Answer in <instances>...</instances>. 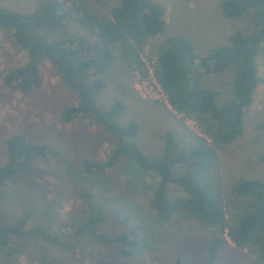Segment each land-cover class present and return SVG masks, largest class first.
Returning a JSON list of instances; mask_svg holds the SVG:
<instances>
[{"label": "rangeland", "instance_id": "obj_1", "mask_svg": "<svg viewBox=\"0 0 264 264\" xmlns=\"http://www.w3.org/2000/svg\"><path fill=\"white\" fill-rule=\"evenodd\" d=\"M42 0H0V7L33 13ZM109 9L119 0H107ZM166 8L167 27L144 48L143 56L157 60L161 46L171 36L189 38L196 52L229 45L236 31H247L253 14L243 19L227 18L224 0H153ZM52 39L86 37L92 39L74 19L54 32H43ZM112 68L99 76L106 88L98 98L105 109L117 102L126 106L123 124L137 123L136 141L152 158H159L169 133L176 136L178 153L195 147L203 129L193 119L177 114L164 101L143 95V75L124 57L121 46L115 49ZM28 61L27 52L0 33V166L6 161L7 141L26 135L39 144L58 150L60 157L36 161L32 171L19 173L0 190V214L5 224L28 217L27 228L42 225L69 241L74 247H61L41 240L24 241V253L14 264H205L208 247L217 231L205 224L187 221L179 215L161 220L152 206L158 183L155 173L145 174L127 159L104 176L88 173L86 160L105 161L117 142L101 125L91 119L63 120L66 108L78 106L79 98L62 80L57 66L45 59L41 66L43 83L29 94L10 88L5 78L14 68ZM259 85L254 101L245 114V132L232 145L218 149L208 179L221 198L230 224L250 210L251 200L239 197L234 186L242 179L264 180V45L257 56ZM234 70L204 78L205 87L216 92L220 104L232 98ZM98 77H93L92 80ZM177 171H181L178 169ZM195 171H197L195 169ZM201 177V176H200ZM202 178V177H201ZM113 220L101 225L103 231L118 236L131 228L146 226V243L134 256L123 258L115 245H106L85 235L75 239L76 230L89 218L87 199ZM126 224L120 223L126 221ZM5 259L0 252V264ZM216 264H256L249 249L227 247Z\"/></svg>", "mask_w": 264, "mask_h": 264}, {"label": "trees", "instance_id": "obj_2", "mask_svg": "<svg viewBox=\"0 0 264 264\" xmlns=\"http://www.w3.org/2000/svg\"><path fill=\"white\" fill-rule=\"evenodd\" d=\"M119 3L109 9L107 0H42L29 14L0 7V33L15 41L28 56L25 64L6 76V84L24 94L31 93L43 83V61L52 60L67 88L80 100L78 106L63 111L64 122L91 119L117 142L105 161L84 162L88 173L104 176L122 159L136 163L145 174L155 173L158 177L152 206L161 220L169 221L179 215L217 229L205 264H216L231 245L249 249L256 264H264V180L242 179L235 184L236 194L249 198L251 206L236 223L230 224L225 206L207 178L218 149L232 145L245 132V114L259 85L257 56L264 45V0H224L222 8L227 18L243 19L253 14L252 22L247 31L233 33L229 45L215 48L207 55L198 54L193 41L181 36H171L161 46L156 73L168 102L177 114L199 123L204 136L190 151L179 154L176 136L169 133L159 158L147 155L136 141L137 123H122L126 110L123 103L105 109L98 105V98L106 88L99 76L115 64V49L121 46L124 57L145 76L141 60L144 48L167 27L166 8L153 0H119ZM71 18L92 39H52L42 34L60 30ZM229 70L235 72L232 98L220 104L216 92L205 87L204 78ZM93 77L98 78L92 80ZM261 127L264 128V123ZM6 145L8 155L0 166V190L17 174L32 171L37 160L61 155L52 146L35 143L26 135H16ZM87 207L89 218L76 230L75 239L91 235L103 244L117 246L123 258L134 256L146 243V226L138 225L111 236L101 225L113 220L95 207L91 196ZM120 223L126 224L127 220ZM27 224L28 217L5 224L0 214V252L4 264H14V258L24 253V241L75 246L74 241L52 233L45 226L27 228ZM176 264H183L181 257Z\"/></svg>", "mask_w": 264, "mask_h": 264}, {"label": "built area", "instance_id": "obj_3", "mask_svg": "<svg viewBox=\"0 0 264 264\" xmlns=\"http://www.w3.org/2000/svg\"><path fill=\"white\" fill-rule=\"evenodd\" d=\"M141 60L145 64L146 70V75L143 76L142 80L144 88L143 95L164 101L166 104L170 105L167 96L157 78V61L148 60L143 56V54L141 55Z\"/></svg>", "mask_w": 264, "mask_h": 264}]
</instances>
